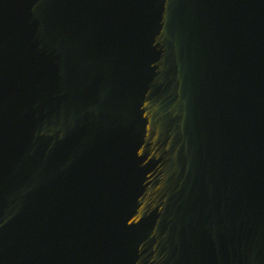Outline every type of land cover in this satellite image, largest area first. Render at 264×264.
<instances>
[{
	"label": "water",
	"instance_id": "1",
	"mask_svg": "<svg viewBox=\"0 0 264 264\" xmlns=\"http://www.w3.org/2000/svg\"><path fill=\"white\" fill-rule=\"evenodd\" d=\"M0 264H264V0H0Z\"/></svg>",
	"mask_w": 264,
	"mask_h": 264
}]
</instances>
